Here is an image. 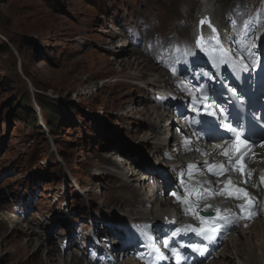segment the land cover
<instances>
[{
	"label": "rangeland",
	"instance_id": "1",
	"mask_svg": "<svg viewBox=\"0 0 264 264\" xmlns=\"http://www.w3.org/2000/svg\"><path fill=\"white\" fill-rule=\"evenodd\" d=\"M172 1L177 2L0 0V219L11 215L19 220L20 227L31 223L37 229L35 239L39 243L53 244L57 249L58 236L63 234L60 230L65 229L66 224L62 220V223L56 222L51 226L48 218H56L63 206L65 195L62 187L66 171L92 196L85 199L84 195H76L73 187L67 188L70 195L67 196L68 201H65L68 204L71 224L75 223V217L83 224L89 220V214L83 213L86 211L83 203H90L93 213H110L112 208H117L116 211H128L129 202H123L125 192L116 190L115 187L112 192L108 190L110 187L105 189L103 184L106 183L107 186L106 176L102 178L101 185L97 180L105 172L102 169L107 170L103 168L107 165L100 164V157L109 152H113L115 160L126 157L132 164L135 163L129 159L132 157L140 162L149 157L153 160L148 150L150 147L141 145L143 133L135 134L146 130V127L125 122V119L132 121L138 118H126L129 107L142 109L143 105L145 108L149 106L145 105L144 98V102L141 101L142 107L138 103L133 107L128 102L127 89L131 90L132 85L137 83L141 86L144 84L128 79L127 76L134 72L124 70L120 64L112 62L115 51L119 52V45L124 44L117 33H120L122 26L128 29L124 25L128 21L132 23L130 28L137 27L136 23L139 21L143 31L172 28V21L180 17L183 13L181 7L188 0H179V4L177 2L176 13L174 10L170 11L168 6ZM232 1L223 2L228 5ZM192 7L193 10L198 9L195 1ZM196 12L198 10L191 15L195 16ZM172 14L178 17L174 18ZM153 17L159 18L158 25L151 26L149 19ZM186 32L188 33L187 30ZM11 40L17 50L19 49L18 52L10 44ZM135 56L143 59L137 54ZM150 73L147 71V74ZM124 82H130V85ZM27 93L30 94V106L32 104L34 107L37 99L41 103H50L64 110L53 135L40 129L36 123L29 129L26 124L31 122L30 119L27 122L17 113L20 99L22 96L27 97ZM148 94L150 92L141 95L147 98ZM27 107L25 111L29 112ZM34 108L39 110L36 105ZM69 109L75 113H70ZM44 122L46 123L45 120ZM49 137L54 146L52 152L48 145ZM118 149L121 150L120 154L116 153ZM154 159L157 162L159 160L158 157ZM131 163L127 168L132 167ZM135 165L149 167L151 163L146 160V163ZM111 171L121 172L122 175L126 172L115 169ZM128 172L134 171L132 169ZM132 178L137 180L138 176ZM32 187L37 191L39 204L35 206L33 214L21 221L14 214L13 203L24 198V191L28 192ZM44 210L50 212L47 215L42 214ZM38 223L43 225L38 226ZM6 225L3 224L0 234L8 231ZM18 235L24 240L22 235ZM12 237L0 236V264H15L17 261L14 255L19 245ZM20 254L19 264H36L38 261L37 257L33 259L31 249L25 254L20 251ZM230 260L233 261L231 258Z\"/></svg>",
	"mask_w": 264,
	"mask_h": 264
},
{
	"label": "bare ground",
	"instance_id": "2",
	"mask_svg": "<svg viewBox=\"0 0 264 264\" xmlns=\"http://www.w3.org/2000/svg\"><path fill=\"white\" fill-rule=\"evenodd\" d=\"M168 3H167V5H168ZM191 4H192L191 8L193 9V7H192L193 3H191ZM168 6L170 7V11L174 10V13H176V11H177V8H176L177 2L176 1H172L171 4ZM200 11H201V9H200ZM200 11H198L197 14H200ZM172 13H173V11H172ZM154 30H155V28H154ZM182 32L185 35H187L186 30H183ZM136 54L143 57V59L137 58L135 56ZM123 55H126V56L121 57ZM133 55L135 57H133ZM112 62L115 64H120L122 67H124L123 68L124 70L129 69L131 72H134L133 74H130L129 76H127L128 79H132L136 82H143V84H144L143 86H141L137 83V84H135L136 86L131 87L132 88L131 90L127 89L128 90L127 91L128 96H129L128 102L131 103L133 107H134L135 103H138L139 105H141V101L144 102V100H142V98H144V97H142V95H144V92H142L143 90L147 91L149 89V87L154 89V87H156V84H159V83H163V84L167 83L166 81L163 80L164 74L159 69H157L153 65L149 64L150 61L148 59L144 58V56L141 53H139L135 50H133V51L130 50L127 43H124L123 45L120 46L119 52L115 51L114 58H113ZM147 71L152 73V77H150L147 74ZM168 85L170 86V84H168ZM163 87H165V86H163ZM127 88H129V87H127ZM156 89L157 88H155L154 91ZM145 103L147 105H149V108L148 107L145 108L144 105H143V107L141 105L142 109H140V107H139L140 110L129 107L130 110L126 111V113H127L126 116H128L126 118L132 119L135 116H138V118L136 117L132 121L125 119V122L130 123L131 125L135 124L138 126L146 127V130H143V131L140 130L139 132H135V134L138 135L139 133H143L142 139L140 140L142 142L141 145L150 147L151 151H150V149H148L149 154L154 159L155 157H158V154H161V151L157 150L158 147L164 148V146H167L170 139L173 136L169 135L167 138H164V137H160L158 135L157 130L161 131L162 128L160 127V125L163 123V120H164V118H166V116H164L163 114L158 115V112H156L153 107H150L151 104H149L147 101H145ZM141 118H142V120H141ZM146 118H148V119H146ZM152 147H154V149H152ZM116 153L120 154L121 150L118 149L116 151ZM113 156H115L113 154V152L107 153L104 157L101 156L100 157V164L104 165V166L107 165V166L103 167L105 169H107L108 167H111L112 169H115V170L127 169L128 177H127V179H124L122 183H117L119 180V177L122 178V175H120L118 177L117 175H114L110 169H107L104 172L105 176L107 177V187L113 188L116 186L118 189L124 190V188H125L128 191H134V192H136V190H134V188L139 187L140 189H143V191L145 192V188H146L145 182L136 181V183H133L135 181V179L132 177H135V175L138 176V173L135 174V172H131V173L128 172V171L132 170V167L127 168L129 163L124 161L123 159H119V160L115 161ZM113 159H114V161H113ZM118 162L121 164H119ZM159 165H160V163H159ZM143 166H145V165H141L138 167H143ZM100 167H102V166H100ZM159 182H160V187H161L160 179H157V182L155 184H158ZM104 194L107 196V192H105ZM137 196H138V194H135V197L133 196L134 200H136ZM140 198L145 199V197H143L139 193L138 199H140ZM107 200H108V197H107ZM137 201L139 202V200H137ZM148 203L152 204V201H149L145 204L138 203L139 204L138 206H142L143 209L137 210L135 208H132V209L128 210V214L130 216H133V217H135L137 215H140L141 217H148L149 215L152 214L151 209L145 208V205ZM153 207H155V212L158 209L159 210H165V209L168 210L169 209V205L167 203V200H165V199L163 200L160 198H155V202H154ZM116 209L117 208H115V209L112 208L111 210H109V212H110V216L113 215L111 217H115L117 219L118 216L114 215V212L116 211ZM101 218H104V216H101ZM109 220L114 221L115 219L111 218ZM3 224H7L6 226L8 227V231H6L3 234H0V236H5V237H12L13 236L12 240L16 241V243H18V245H19V249L14 255L17 258V261H15V264H19V261L21 259L20 251L22 254H25V252L30 250V249L32 251V255L34 256L33 259H35L36 257L38 258V261L36 262V264H82L81 261L75 260L73 258H69L68 256L65 258L60 256L59 252H58L59 249L58 248L55 249L53 244L49 245V244H46L43 242L39 243L35 239L37 233L35 232V228L32 225L27 224L26 226L22 225L23 227H20L19 224H16L15 221H13V216H11V215L4 218V219H0V230L3 229ZM40 225H43V223H38V226H40ZM18 233L24 237V240L19 237ZM17 237H19V238H17ZM25 239H27V240L25 241ZM22 241H25V242L22 244ZM226 247H227L229 253H227L226 255L223 254L224 260L223 259H222L223 261L220 260V262H222V264H226V262L227 263L230 262V264H235L233 261H229L230 258H232L235 261L237 260L238 264H264V255H263V252H264V226L255 224L250 228V232L247 235L238 234L236 238H233V234H232L231 240L227 242ZM40 253H41V255H40ZM240 260H242V262ZM127 264H133V263L129 261V262H127Z\"/></svg>",
	"mask_w": 264,
	"mask_h": 264
},
{
	"label": "snow or ice",
	"instance_id": "3",
	"mask_svg": "<svg viewBox=\"0 0 264 264\" xmlns=\"http://www.w3.org/2000/svg\"><path fill=\"white\" fill-rule=\"evenodd\" d=\"M205 23L209 24V27H211V23L207 18H204L200 21V24L203 25ZM249 26L246 25V31L247 28ZM213 32H215V28L212 29ZM248 37L245 36V40H247ZM197 47L201 48V50H203L205 47L210 46L211 45V41H208L207 43H205L203 41V38L200 37L197 39L196 41ZM252 47H255V45H252ZM244 52H248V48L246 47L244 49ZM216 53H219V55H216ZM186 55H190L191 53L189 52H185ZM252 54L249 53V56H251ZM211 58L213 59L214 64H216L217 66L219 65V63H229L231 65V67L233 68L234 71H243L246 69L247 65L243 62V53H241V58L239 61L237 60H229L228 57V53L224 51L223 46L220 44H217L215 46H211ZM203 76H207V73H202ZM231 90V89H230ZM198 92H201L202 95L199 97L200 100L202 101H207L208 97L206 94H203V90L198 88L197 89ZM191 94V93H190ZM204 107L207 108L208 105L207 103L204 104ZM198 111V109H197ZM209 115H214V113L209 112ZM221 115L225 117V120H227V115L225 114V111L223 109H221ZM225 129L230 132L232 135L230 137L231 139V143L228 145V149H223L221 151V155H225L228 156L229 155V149L232 150L233 155L235 157L234 160L230 159L229 163L230 164H234L236 166V168L239 170V172L241 173V175H248V170L246 168V157L249 154L250 149L254 148V147H264V143H255L252 141L251 137L253 135H256L257 133L254 130H250L249 134L247 136H245L243 130H238L237 128H233L231 124L229 123H225L224 125ZM209 134H212L214 132V129L210 126L208 128ZM262 140H264V133H260ZM187 143V141H186ZM212 167L215 166H211L210 167V171L212 170ZM215 175H222L223 172H215L213 173ZM261 183H264V176H262L260 178ZM245 183H247V181H245ZM222 194H225L229 197H232L236 200H246L248 201L247 206H245L244 204L239 205L241 214L243 215L244 218H251L252 216H254V207L253 204L251 202V200L249 199V194L247 191H245L242 188L239 187H233L231 182H229L228 184L225 185L224 191L222 192ZM175 195V193L173 194ZM240 216H235L234 219L238 220L240 219ZM212 218H203L201 217V227L200 228H194L190 225L185 226V228H181V229H177L176 232L173 233L174 236H178L180 233H183L186 231V229H190L192 232L196 233L198 236H201L204 239H210L211 237L209 235H207L208 233H216L219 231V228L216 224L214 223H210L209 221ZM218 220L223 221L224 217L221 216L220 211L217 210L216 212V218ZM225 226H227L228 221H224ZM247 226V225H246ZM165 247H171V245L169 244V242L166 240L164 242ZM192 250L195 252H198L201 255H206L208 252V249L205 247H202L200 245H192ZM172 253L174 256L179 257L180 256V252L178 251V249L176 247H172L171 248Z\"/></svg>",
	"mask_w": 264,
	"mask_h": 264
},
{
	"label": "trees",
	"instance_id": "4",
	"mask_svg": "<svg viewBox=\"0 0 264 264\" xmlns=\"http://www.w3.org/2000/svg\"><path fill=\"white\" fill-rule=\"evenodd\" d=\"M10 42H11L10 44L15 48V50H17L16 46L14 44H12V42L14 43V41L11 40ZM5 50L7 52H10V50L7 47H5ZM18 50H17V52H18ZM25 74H27L26 71H25ZM26 76H28V75H26ZM34 89L38 90V88H36L35 86H34ZM27 94H25V95H27ZM28 97L30 98V94H28L27 97L26 96H24V97L22 96V98L20 99V106L17 108V113L20 114V116L24 117L27 122H28V119H30L31 122H29V124H26V127L31 129L32 128V124H35V119H34L35 111H34V109H32L33 105L31 104V106H30L28 104L29 103V98ZM36 103L39 106V108L41 109L43 116H45L44 118H45V121H46L47 129L49 130V132L51 134H53V132L56 129L57 123L60 122V120L63 117V113L62 112L64 110L58 109V107L53 106L50 103H49V105L41 103V102L37 101V99H36ZM26 107L29 108V112L25 111ZM68 111L70 113H75V112H73L72 109H69ZM68 111H65V112L69 113ZM28 114H30V116H28Z\"/></svg>",
	"mask_w": 264,
	"mask_h": 264
}]
</instances>
